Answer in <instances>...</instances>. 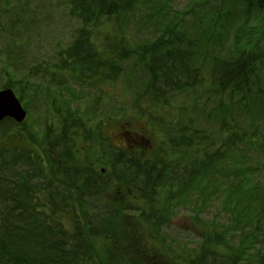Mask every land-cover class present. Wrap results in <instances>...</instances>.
Segmentation results:
<instances>
[{"label": "trees", "instance_id": "trees-1", "mask_svg": "<svg viewBox=\"0 0 264 264\" xmlns=\"http://www.w3.org/2000/svg\"><path fill=\"white\" fill-rule=\"evenodd\" d=\"M66 1L82 24L63 48L60 66L40 70L39 64L34 69L49 74V81L89 83L102 104L105 83L123 72L144 69L138 77L143 83L135 115L146 119L147 129L158 139L153 148L140 141L111 143L109 133L101 130L102 151L107 140L106 163L81 166L72 138L78 131L90 134L85 109H80L70 126L64 121L58 127L45 125L40 151L21 145L2 148L0 264H97L93 238L120 239V223L130 231L127 240L134 231L137 242L147 228L150 234L155 231L159 244L140 251L126 246L129 252L121 253L119 264H264V183L255 177L264 165L250 161L251 152L264 153V78L258 73L260 67L264 70V0H230L235 12L227 13L242 23L228 52L216 48L222 45V32L206 30L191 38L179 22L166 25L154 40L137 41L125 34L116 42L110 34V44L103 48L96 32L136 0ZM218 12L227 19L221 14L226 11ZM250 19L258 22L251 31ZM217 21L218 28L226 26ZM128 59L132 61L126 69L121 64ZM207 66V84L215 93L209 110L197 100ZM63 73L66 80L58 79ZM107 118L105 127L113 117ZM14 123L11 117L3 119L0 133L13 129ZM201 182L204 187L195 185ZM114 185H124L131 190L128 198L138 199L132 207L134 227L126 220L131 207L112 197ZM209 188L222 199L223 217L205 223L200 234L191 230L189 241L174 240V248L163 243L169 241L164 228L175 215L169 208L164 211V203L191 209L181 199L185 195L202 206ZM161 199L158 208L155 203Z\"/></svg>", "mask_w": 264, "mask_h": 264}, {"label": "rangeland", "instance_id": "rangeland-1", "mask_svg": "<svg viewBox=\"0 0 264 264\" xmlns=\"http://www.w3.org/2000/svg\"><path fill=\"white\" fill-rule=\"evenodd\" d=\"M125 10L127 12L125 11L124 15L120 14L117 19L113 17L107 24L101 26L100 31L96 32L95 39L99 46L105 48L109 45L107 37L112 35L116 37V42L120 35L125 34L128 38L131 36L137 41L145 38L154 40L162 35L161 31L166 25L179 22L191 38L206 30L209 34L214 31L222 32V45L219 43L216 48L228 52L233 46L236 30L242 23V18L236 17L233 20V17L230 16L235 12L231 7L230 0H136L134 5L131 4ZM219 10L226 11L221 14L224 17L227 14V19L219 17ZM219 19L225 21L226 26L222 29L218 28V25L216 26ZM81 24L82 22L71 14L69 3L66 0H0V89L10 88L5 86L7 84L12 86L27 111L22 122L15 121L13 129L10 128L5 134L0 133V151L2 148L10 149L17 145L34 147L40 151L39 144L43 143L42 136L48 129L45 125L52 124L58 127L60 121H64L70 126L72 125V116L80 109H85L84 117L87 120L85 125L90 134L78 131L72 138L73 148L81 166L91 167L92 163L99 165L106 163L107 152L106 154L104 152L107 148V140L105 143L103 142V152L102 145L99 144L102 139L101 130L103 134L109 133L111 143L125 144L128 142V144L135 145L140 141L141 145L153 148L158 138L147 129L146 119L141 117L142 115H135L138 112V102L135 99L138 97L137 92L143 83L138 77L144 75V69L142 72L139 71V74L137 70L133 74L123 72L115 80L105 83L102 95L103 104L101 98L96 96L98 91L92 88L89 83H76L73 79L63 83L60 80L49 81V74L46 75L42 71L34 69L39 64L42 65L40 70L48 65L49 68L53 65V69L60 66L61 60L65 58L63 48L71 43L74 31ZM257 26L258 22L255 19H250L247 29L251 31L250 29ZM253 33H256V30ZM134 40L131 42L137 43ZM112 41H114V37H112ZM13 48L17 51L11 54ZM131 61V59L123 60L121 65L127 69ZM260 68L259 76L264 78L263 67ZM63 74L59 77L55 75L58 79L65 78L66 80L67 73ZM202 77L203 82L201 83L206 84L199 90L197 100L202 104L204 101L205 107L209 110V106L213 105L212 100L215 93L207 84L210 83L207 80L208 66L203 70ZM97 84L101 85V82ZM191 100L194 99L191 98ZM107 117L113 118H111L110 124L108 123L109 125L107 124L105 127L103 123H107ZM97 121L98 123H96ZM101 123V128H97ZM143 124L144 127H142ZM73 133L72 131L68 132L71 136ZM18 134L22 136L21 139ZM259 147L258 145V149ZM259 150L261 152L256 151L250 154V161L254 166L264 165V153L261 149ZM263 168H260L255 175L262 183H264ZM195 185L204 187L205 182ZM111 191L114 199L127 205L128 208L131 207L126 211V220L129 225L134 227L135 212L132 207L135 206L133 202H137L138 199H129L127 194L131 190L124 185H114ZM209 191V193H205L207 200L203 202L202 206H200V200L194 202L191 196L184 195V198L181 199L187 202L191 209L187 206V208L173 207L168 202L164 203L162 199L157 204L155 203L158 208L164 203V211L167 212L169 208V212L175 214L171 218L172 225L169 228H164L165 237L169 241L166 239H163L164 241L160 239V241L174 248L172 244L174 240L177 242L189 241L193 237L191 230L195 234H200L204 231L205 223L215 221L216 215L219 216V219L223 217L222 199L210 188ZM197 194L199 193L196 190L195 195ZM218 205L220 206L218 207ZM120 225H122V227L120 226L122 235L116 241L101 236L93 238L97 264H119L121 253L129 252L126 246L134 248V251H140L148 250L156 243L159 244L155 231L152 230L153 233L150 234L146 231L147 228H144L143 233L138 230L141 235L138 236L137 242L134 241L135 233L132 231L131 239L133 241L129 244L131 239L127 240V235L130 231L123 223ZM152 237L154 238L152 239ZM172 237L174 238L172 239ZM140 246L144 249L139 248Z\"/></svg>", "mask_w": 264, "mask_h": 264}, {"label": "water", "instance_id": "water-1", "mask_svg": "<svg viewBox=\"0 0 264 264\" xmlns=\"http://www.w3.org/2000/svg\"><path fill=\"white\" fill-rule=\"evenodd\" d=\"M27 115L20 99L12 88L0 89V121L11 117L17 122H22Z\"/></svg>", "mask_w": 264, "mask_h": 264}]
</instances>
